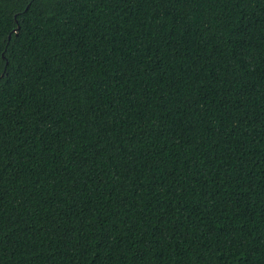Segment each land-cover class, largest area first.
<instances>
[{"label":"trees","instance_id":"obj_1","mask_svg":"<svg viewBox=\"0 0 264 264\" xmlns=\"http://www.w3.org/2000/svg\"><path fill=\"white\" fill-rule=\"evenodd\" d=\"M0 264H264V0H0Z\"/></svg>","mask_w":264,"mask_h":264},{"label":"bare ground","instance_id":"obj_2","mask_svg":"<svg viewBox=\"0 0 264 264\" xmlns=\"http://www.w3.org/2000/svg\"><path fill=\"white\" fill-rule=\"evenodd\" d=\"M204 14V13H203ZM181 15V14H180ZM201 21V20H200ZM172 27V26H171ZM47 43V42H46ZM120 46V44H119ZM123 48V47H122ZM205 52V51H204ZM222 61V60H221ZM227 61V60H226ZM128 63V61H127ZM138 64V63H137ZM231 64V63H230ZM220 72V71H219ZM149 76V75H148ZM127 77V76H126ZM219 80V79H218ZM113 81V80H112ZM117 81V80H116ZM197 88V87H196ZM27 94V93H26ZM135 95V94H134ZM138 95V94H137ZM105 106V105H104ZM113 109V108H112ZM118 109V108H117ZM109 111V110H108ZM114 111V110H113ZM116 111V110H115ZM136 112V111H135ZM126 117V116H125ZM98 118V117H97ZM124 122V121H123ZM97 129V128H96ZM109 129V128H108ZM90 130V129H89ZM131 136V135H130ZM97 138V137H96ZM92 139V138H91ZM77 152V151H76ZM80 158V157H79ZM194 164V163H193ZM201 169V168H200ZM109 172V171H108ZM255 183V182H254ZM254 187V186H253Z\"/></svg>","mask_w":264,"mask_h":264}]
</instances>
